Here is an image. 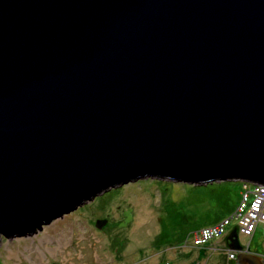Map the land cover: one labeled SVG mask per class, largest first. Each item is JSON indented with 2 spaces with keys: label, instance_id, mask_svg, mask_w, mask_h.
Wrapping results in <instances>:
<instances>
[{
  "label": "water",
  "instance_id": "95a60500",
  "mask_svg": "<svg viewBox=\"0 0 264 264\" xmlns=\"http://www.w3.org/2000/svg\"><path fill=\"white\" fill-rule=\"evenodd\" d=\"M148 177L264 185V0H0V245Z\"/></svg>",
  "mask_w": 264,
  "mask_h": 264
},
{
  "label": "rangeland",
  "instance_id": "374dc122",
  "mask_svg": "<svg viewBox=\"0 0 264 264\" xmlns=\"http://www.w3.org/2000/svg\"><path fill=\"white\" fill-rule=\"evenodd\" d=\"M244 181L196 186L160 178L125 183L54 220L32 237L4 239L0 264H235L228 237L238 228L197 248L193 232L236 213ZM132 223L120 229L124 214ZM99 229L97 223L106 221ZM246 249L264 257V227L253 238L239 233Z\"/></svg>",
  "mask_w": 264,
  "mask_h": 264
},
{
  "label": "built area",
  "instance_id": "2783aa9c",
  "mask_svg": "<svg viewBox=\"0 0 264 264\" xmlns=\"http://www.w3.org/2000/svg\"><path fill=\"white\" fill-rule=\"evenodd\" d=\"M244 185L239 208L232 218L193 232V236L188 239L189 242L192 240V244L197 248L210 245L213 240H218L227 233L233 218L238 222V232L250 238H253L257 228L264 227V185H255V183H244ZM236 255L235 251L231 253V259H236Z\"/></svg>",
  "mask_w": 264,
  "mask_h": 264
},
{
  "label": "flooded vegetation",
  "instance_id": "af4514ba",
  "mask_svg": "<svg viewBox=\"0 0 264 264\" xmlns=\"http://www.w3.org/2000/svg\"><path fill=\"white\" fill-rule=\"evenodd\" d=\"M250 253L255 254L256 252L254 253V252L250 251ZM235 260H236V259H235Z\"/></svg>",
  "mask_w": 264,
  "mask_h": 264
}]
</instances>
